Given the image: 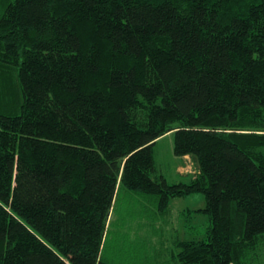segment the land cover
Wrapping results in <instances>:
<instances>
[{
    "label": "trees",
    "instance_id": "16d2710c",
    "mask_svg": "<svg viewBox=\"0 0 264 264\" xmlns=\"http://www.w3.org/2000/svg\"><path fill=\"white\" fill-rule=\"evenodd\" d=\"M167 132L187 181L153 177ZM122 188L204 194L179 263L260 264L264 0H0V264H114Z\"/></svg>",
    "mask_w": 264,
    "mask_h": 264
},
{
    "label": "rangeland",
    "instance_id": "374dc122",
    "mask_svg": "<svg viewBox=\"0 0 264 264\" xmlns=\"http://www.w3.org/2000/svg\"><path fill=\"white\" fill-rule=\"evenodd\" d=\"M172 147L173 133L157 139L153 146V177L163 176L168 182L187 181L194 173L193 162L189 155H174ZM115 198L102 249L110 263L182 264L177 258V240L201 238L208 224L207 215L197 211L205 204L202 192L172 197L163 211L125 188ZM258 249L260 264H264V241Z\"/></svg>",
    "mask_w": 264,
    "mask_h": 264
}]
</instances>
